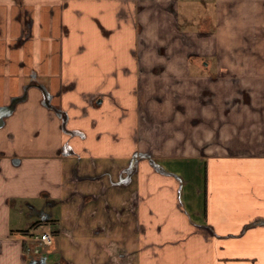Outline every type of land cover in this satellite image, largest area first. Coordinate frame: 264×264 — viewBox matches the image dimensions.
<instances>
[{"label": "crops", "instance_id": "1", "mask_svg": "<svg viewBox=\"0 0 264 264\" xmlns=\"http://www.w3.org/2000/svg\"><path fill=\"white\" fill-rule=\"evenodd\" d=\"M52 227L56 264H264V0H0V264Z\"/></svg>", "mask_w": 264, "mask_h": 264}, {"label": "rangeland", "instance_id": "2", "mask_svg": "<svg viewBox=\"0 0 264 264\" xmlns=\"http://www.w3.org/2000/svg\"><path fill=\"white\" fill-rule=\"evenodd\" d=\"M240 94H241V92H240ZM241 95H243V101L246 102V100H245L246 99V95L249 96V94L247 92L243 91ZM160 100H161L160 102L163 101L162 98H160ZM240 101H241L240 97L239 98H234V99L232 98V99H230L228 101V104H229V106L238 105L240 103ZM249 102H250V100H249ZM169 103H170V101L165 100L163 102V105H160V111L161 110L168 111ZM152 106L150 105L149 107H152ZM149 107H148V113H147L148 115L145 116V123L143 124V127H145L148 130H150L152 128V124L154 123L152 116H150V111L153 112V110H152V108H149ZM217 108H219V107H217ZM177 110H180V111L184 112L186 110V106L185 107L182 106L180 108L178 107ZM161 117L162 116H160V118ZM162 122H163L162 119H160V126L164 125V124H162ZM196 122H197V124L199 123L198 121H196ZM190 124H196V123L193 120L191 122H187L186 121L184 123L182 121H177L176 125H179V126H175V127L179 128V130L182 133H171V132L167 131V132L161 133L160 135L162 137L168 139V140H170V139H174V140L178 139V136H179L180 138L187 139V141H188V139L191 136V133H190L191 130L189 129ZM199 136H204V134H201ZM182 150L186 151V149H182ZM160 151H162V149H160ZM59 211H60V209H59L58 206L54 208L53 212H54L55 218H58ZM28 214H29L28 208L24 204L20 203V201H18L17 206L12 210V213H11L13 223L16 222V229L25 228L27 223L29 221L33 220V218H31V217L29 218ZM54 228L55 227H52V229H53V237H54V242H55L54 246H40L39 247V250L41 251V253L44 254L45 256H47V258H48L47 263L48 264H56L57 261H58V258H59V240L60 239H59V235L54 233V230H55ZM44 230H45V226L44 225H39V226L31 229V232L34 233V234H41Z\"/></svg>", "mask_w": 264, "mask_h": 264}, {"label": "trees", "instance_id": "3", "mask_svg": "<svg viewBox=\"0 0 264 264\" xmlns=\"http://www.w3.org/2000/svg\"><path fill=\"white\" fill-rule=\"evenodd\" d=\"M205 60H206L205 57H201V56H198V55H191V56H190V65H191L192 72H193V65H194L195 63H202V62H204ZM39 224H40V222H38V223L36 224V227L39 226ZM27 231H28V228H27V229H23V230H21V232H23L24 234H26ZM54 233L57 234V235H59L58 230L55 231Z\"/></svg>", "mask_w": 264, "mask_h": 264}, {"label": "built area", "instance_id": "4", "mask_svg": "<svg viewBox=\"0 0 264 264\" xmlns=\"http://www.w3.org/2000/svg\"><path fill=\"white\" fill-rule=\"evenodd\" d=\"M35 239L40 240L42 243L46 245H51L53 243V238L49 232H45L42 233L41 235H37Z\"/></svg>", "mask_w": 264, "mask_h": 264}, {"label": "water", "instance_id": "5", "mask_svg": "<svg viewBox=\"0 0 264 264\" xmlns=\"http://www.w3.org/2000/svg\"><path fill=\"white\" fill-rule=\"evenodd\" d=\"M42 210L44 211V209H42ZM29 264H48V263H47L46 258H45V259H44L43 261H41L40 263H38L37 260H33V259H31L30 262H29Z\"/></svg>", "mask_w": 264, "mask_h": 264}]
</instances>
